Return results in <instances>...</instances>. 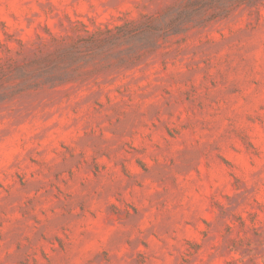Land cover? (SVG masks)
<instances>
[{
  "label": "rangeland",
  "instance_id": "1",
  "mask_svg": "<svg viewBox=\"0 0 264 264\" xmlns=\"http://www.w3.org/2000/svg\"><path fill=\"white\" fill-rule=\"evenodd\" d=\"M0 264H264V0H0Z\"/></svg>",
  "mask_w": 264,
  "mask_h": 264
}]
</instances>
